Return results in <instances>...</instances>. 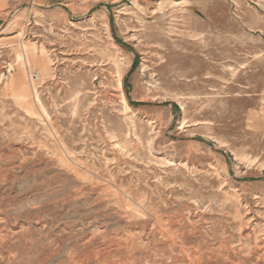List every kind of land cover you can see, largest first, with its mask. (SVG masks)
<instances>
[{"label": "rangeland", "instance_id": "obj_1", "mask_svg": "<svg viewBox=\"0 0 264 264\" xmlns=\"http://www.w3.org/2000/svg\"><path fill=\"white\" fill-rule=\"evenodd\" d=\"M4 9L0 264H264V0Z\"/></svg>", "mask_w": 264, "mask_h": 264}, {"label": "crops", "instance_id": "obj_2", "mask_svg": "<svg viewBox=\"0 0 264 264\" xmlns=\"http://www.w3.org/2000/svg\"><path fill=\"white\" fill-rule=\"evenodd\" d=\"M9 1L10 0H0V11L2 10L6 13V10L4 8L6 7V5H8Z\"/></svg>", "mask_w": 264, "mask_h": 264}, {"label": "built area", "instance_id": "obj_3", "mask_svg": "<svg viewBox=\"0 0 264 264\" xmlns=\"http://www.w3.org/2000/svg\"><path fill=\"white\" fill-rule=\"evenodd\" d=\"M38 76H39V73L38 72H34L33 74H32V77H34V78H38Z\"/></svg>", "mask_w": 264, "mask_h": 264}, {"label": "bare ground", "instance_id": "obj_4", "mask_svg": "<svg viewBox=\"0 0 264 264\" xmlns=\"http://www.w3.org/2000/svg\"><path fill=\"white\" fill-rule=\"evenodd\" d=\"M129 108V106H127Z\"/></svg>", "mask_w": 264, "mask_h": 264}]
</instances>
